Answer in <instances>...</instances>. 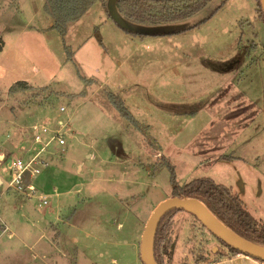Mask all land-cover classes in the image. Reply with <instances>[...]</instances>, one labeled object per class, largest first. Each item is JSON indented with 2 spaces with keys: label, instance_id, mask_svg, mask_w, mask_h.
<instances>
[{
  "label": "rangeland",
  "instance_id": "1",
  "mask_svg": "<svg viewBox=\"0 0 264 264\" xmlns=\"http://www.w3.org/2000/svg\"><path fill=\"white\" fill-rule=\"evenodd\" d=\"M105 1L62 36L45 0H0V216L8 227L0 222V264H60L55 255L44 263L41 252L56 245L73 251L75 264H142V232L172 196V177L180 185L206 177L226 185L264 223L257 1L212 0L186 21L197 25L154 35L119 27ZM18 80L48 87L39 97L33 90L11 96ZM109 92L123 98L139 126L120 116ZM59 120L66 143L55 141L43 154L50 164L33 182L49 203L39 207L8 188V161L41 147L30 135L34 126L55 128ZM173 221V264L227 259L218 258L223 244L192 213L179 211Z\"/></svg>",
  "mask_w": 264,
  "mask_h": 264
},
{
  "label": "trees",
  "instance_id": "2",
  "mask_svg": "<svg viewBox=\"0 0 264 264\" xmlns=\"http://www.w3.org/2000/svg\"><path fill=\"white\" fill-rule=\"evenodd\" d=\"M96 1L97 0H45V8L54 21V28L64 36L70 24L84 16ZM211 1L212 0H116V5L120 14L131 22L147 26L172 25L175 27L172 33H180L197 25H190L189 22L186 21L201 12ZM256 1L257 9L264 25V9H262L261 0ZM107 3L106 0L104 6L109 14ZM109 17H111L110 14ZM1 48L2 46L0 44V50ZM247 48L249 53L251 50L249 47ZM65 52L67 53L68 60H72L73 51L70 46L65 45ZM84 81L91 82L92 79L84 78ZM47 87L48 86L36 87L26 80H18L9 87L8 92L11 96H16V94L20 92L28 93L30 90H33L31 95L39 97L44 94ZM108 95L109 100L118 110L120 116L127 118L134 125L139 126V122L126 106L123 98L119 94L113 92H109ZM41 105L43 104L41 103ZM232 157L233 156L230 155L222 157V159H230ZM172 183V196H179L182 198L190 197L200 200L208 206L219 220L238 235L264 246V223L253 218L246 208V203L241 200L239 194L235 193L232 188L219 184L208 177L192 180L185 185H180V183L172 177ZM179 211L182 210L174 209L169 211L159 224L154 242V256L158 264H173L172 259L176 249V241L171 239V232L174 223L173 216ZM194 217L196 218V216ZM202 227L208 229L203 224ZM209 232L217 238L210 230ZM218 240L225 247V250L218 254V258L232 257L242 253L228 243L226 244L221 239ZM199 251H201V254H198L195 258L198 262L205 258L203 249L200 248L198 252ZM142 264L144 263L142 262ZM183 264H188V262L185 261Z\"/></svg>",
  "mask_w": 264,
  "mask_h": 264
},
{
  "label": "water",
  "instance_id": "3",
  "mask_svg": "<svg viewBox=\"0 0 264 264\" xmlns=\"http://www.w3.org/2000/svg\"><path fill=\"white\" fill-rule=\"evenodd\" d=\"M264 9V0H261ZM108 11L111 18L119 27L131 33L140 34H165L172 33L175 29L172 25L147 26L131 22L124 18L118 11L116 0H108ZM174 209L189 211L201 223L208 228L218 239L233 246L243 254L258 258L264 261V246L259 245L249 239H244L225 225L218 217L200 200L195 198H182L170 196L161 201L152 211L142 234L141 260L144 264H158L154 256V242L159 224L163 217Z\"/></svg>",
  "mask_w": 264,
  "mask_h": 264
},
{
  "label": "built area",
  "instance_id": "4",
  "mask_svg": "<svg viewBox=\"0 0 264 264\" xmlns=\"http://www.w3.org/2000/svg\"><path fill=\"white\" fill-rule=\"evenodd\" d=\"M61 111L65 107L60 108ZM58 127L50 128L48 126H34L32 135L34 141L41 145L39 149L30 154L27 158H10L8 161V168L11 173V180L9 181L8 188L15 190L20 195L28 199H37L38 206L42 207L49 203V195L39 192L34 184V178L42 171L44 167L49 166V160L43 156L48 150L51 143L57 142L58 145L66 143L62 128L65 123L62 120L57 122ZM0 218V222H1ZM237 258H247L255 261L258 264H263L261 260L254 259L253 257L239 253L232 257H227L224 261L213 262L212 264H234Z\"/></svg>",
  "mask_w": 264,
  "mask_h": 264
},
{
  "label": "crops",
  "instance_id": "5",
  "mask_svg": "<svg viewBox=\"0 0 264 264\" xmlns=\"http://www.w3.org/2000/svg\"><path fill=\"white\" fill-rule=\"evenodd\" d=\"M0 44L2 46L1 50H3V48H4V42L1 41ZM0 218H1V216H0ZM1 220H2L1 221V224H2L1 225V230H7L8 227L4 224L2 218H1ZM142 234H143V232H142ZM39 240H40V238H39ZM41 252H42L43 259L45 261L44 263H46V261L48 260V258H49L50 255H55V258L58 260V262L60 264H62L63 261H66L67 262L66 264H75V260L72 258L75 255L73 254V251H71L69 249H62V248H60V246H57L56 245L54 247V250L53 251H49L48 250V252H47V249H45V250H41ZM137 253H138V255H139L140 259H141V247L140 246L138 248ZM256 264H258V263H256Z\"/></svg>",
  "mask_w": 264,
  "mask_h": 264
},
{
  "label": "flooded vegetation",
  "instance_id": "6",
  "mask_svg": "<svg viewBox=\"0 0 264 264\" xmlns=\"http://www.w3.org/2000/svg\"><path fill=\"white\" fill-rule=\"evenodd\" d=\"M223 246H224V245H223ZM215 248H216V247H214V249H215ZM214 249H213V250H214ZM224 250H225V247H223V248H221V249L218 248L219 254L222 253V251H224Z\"/></svg>",
  "mask_w": 264,
  "mask_h": 264
}]
</instances>
